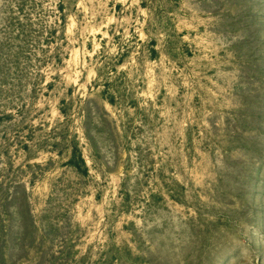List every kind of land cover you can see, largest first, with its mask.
Segmentation results:
<instances>
[{"label":"rangeland","instance_id":"obj_1","mask_svg":"<svg viewBox=\"0 0 264 264\" xmlns=\"http://www.w3.org/2000/svg\"><path fill=\"white\" fill-rule=\"evenodd\" d=\"M0 264H264V0H0Z\"/></svg>","mask_w":264,"mask_h":264},{"label":"trees","instance_id":"obj_2","mask_svg":"<svg viewBox=\"0 0 264 264\" xmlns=\"http://www.w3.org/2000/svg\"><path fill=\"white\" fill-rule=\"evenodd\" d=\"M110 102L112 103L113 101H110ZM81 162H82V164H84V160H83V159H82V161H81Z\"/></svg>","mask_w":264,"mask_h":264}]
</instances>
